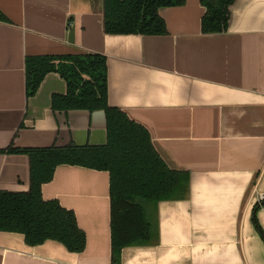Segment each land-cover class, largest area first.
I'll list each match as a JSON object with an SVG mask.
<instances>
[{
	"label": "crops",
	"instance_id": "obj_1",
	"mask_svg": "<svg viewBox=\"0 0 264 264\" xmlns=\"http://www.w3.org/2000/svg\"><path fill=\"white\" fill-rule=\"evenodd\" d=\"M0 150L107 143L103 111L54 112L66 81L49 74L28 98L26 59L101 54L109 104L146 127L161 157L188 173L186 196L153 211L158 239L119 264H264V0H236L227 32L205 34L202 0L159 10L164 36L110 35L104 0H0ZM30 161L0 153V190L27 192ZM87 235L75 254L0 232V264H112L110 173L61 165L42 188Z\"/></svg>",
	"mask_w": 264,
	"mask_h": 264
},
{
	"label": "trees",
	"instance_id": "obj_2",
	"mask_svg": "<svg viewBox=\"0 0 264 264\" xmlns=\"http://www.w3.org/2000/svg\"><path fill=\"white\" fill-rule=\"evenodd\" d=\"M236 0H202L205 34L225 33ZM185 0H104L105 31L110 35L164 36L168 28L159 10ZM0 21L10 20L0 9ZM59 74L67 83L65 95H53L54 112L103 111L107 143L79 146L19 148L2 154H24L30 161L27 192L0 190V232L19 233L30 246L56 241L71 253L84 252L87 235L76 214L57 200H45L42 188L61 165L81 166L110 173L112 264L130 246L151 245L158 239L156 206L186 196L188 173L170 168L154 146L150 131L127 113L109 104L108 61L101 54L31 56L26 59V91L34 97L45 78ZM264 201L256 205V209Z\"/></svg>",
	"mask_w": 264,
	"mask_h": 264
},
{
	"label": "built area",
	"instance_id": "obj_3",
	"mask_svg": "<svg viewBox=\"0 0 264 264\" xmlns=\"http://www.w3.org/2000/svg\"><path fill=\"white\" fill-rule=\"evenodd\" d=\"M264 201V195L260 194L258 197V203H261Z\"/></svg>",
	"mask_w": 264,
	"mask_h": 264
}]
</instances>
